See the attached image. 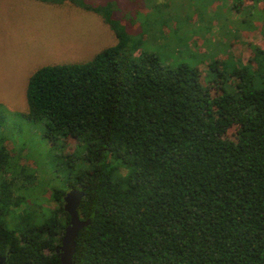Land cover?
<instances>
[{"label":"trees","instance_id":"obj_1","mask_svg":"<svg viewBox=\"0 0 264 264\" xmlns=\"http://www.w3.org/2000/svg\"><path fill=\"white\" fill-rule=\"evenodd\" d=\"M83 8L116 44L84 63L36 70L17 114L62 153L61 177L48 173L47 188L39 169L13 161L16 133L0 110L4 264H60L63 197L73 189L84 194L79 218L90 220L74 264H264V50L240 67L210 68L204 85L196 68H171L143 51L131 58L133 38L111 3ZM68 140L79 145L74 153ZM37 185L46 217L28 201Z\"/></svg>","mask_w":264,"mask_h":264},{"label":"rangeland","instance_id":"obj_2","mask_svg":"<svg viewBox=\"0 0 264 264\" xmlns=\"http://www.w3.org/2000/svg\"><path fill=\"white\" fill-rule=\"evenodd\" d=\"M107 2L133 38L126 49L131 58L143 51L171 68H196L204 85L213 78L210 68L222 69L220 63L240 67L249 63L256 49L264 50L261 0H0V110L7 116L5 128L16 133L11 137L13 161L18 167L39 169L42 189L51 184L52 172L61 177L62 153L41 139L39 125L17 119L26 110L28 79L43 66L84 63L115 45L117 39L101 17L83 8ZM145 30L140 48L133 52L130 47ZM65 144L69 154L78 150L76 141ZM19 148L24 150L22 158ZM31 192L35 195L29 203L39 206L46 217L41 185ZM43 193L50 198L47 190Z\"/></svg>","mask_w":264,"mask_h":264},{"label":"water","instance_id":"obj_3","mask_svg":"<svg viewBox=\"0 0 264 264\" xmlns=\"http://www.w3.org/2000/svg\"><path fill=\"white\" fill-rule=\"evenodd\" d=\"M84 194L80 190H70L63 197V211L69 216L68 224L60 245L55 248V253L60 264H74L72 261L76 249V238L81 229L88 226L90 220L82 221L78 216V207ZM5 258H0V264H4Z\"/></svg>","mask_w":264,"mask_h":264}]
</instances>
